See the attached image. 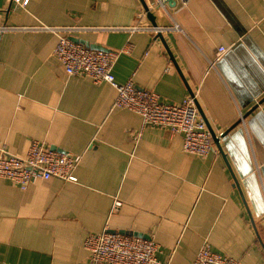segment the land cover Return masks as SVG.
Returning a JSON list of instances; mask_svg holds the SVG:
<instances>
[{"label": "crops", "instance_id": "obj_1", "mask_svg": "<svg viewBox=\"0 0 264 264\" xmlns=\"http://www.w3.org/2000/svg\"><path fill=\"white\" fill-rule=\"evenodd\" d=\"M24 1L0 0V154L25 157L39 142L81 162L77 182L22 190L0 178V264H92L84 242L106 230L157 242L158 264H193L205 244L264 264V0ZM42 27L128 49L113 69L118 84L168 104L195 95L217 136L242 123L222 149L189 154L181 134L115 107L111 84L68 75L57 36Z\"/></svg>", "mask_w": 264, "mask_h": 264}, {"label": "built area", "instance_id": "obj_2", "mask_svg": "<svg viewBox=\"0 0 264 264\" xmlns=\"http://www.w3.org/2000/svg\"><path fill=\"white\" fill-rule=\"evenodd\" d=\"M21 1V0H16ZM28 0L23 3L26 4ZM170 0H157L165 6ZM184 6L192 0H173ZM144 14H140L143 17ZM58 38L54 55L70 76H86L95 83L107 82L117 90L114 106L138 113L144 126L167 128L174 134L183 136L185 152L207 157L214 149V141L204 120L200 118L196 105V96H188L182 104H168L153 92L139 89L133 81L118 84L113 69L120 51L96 50L71 39V33L77 28L42 27ZM159 32L157 28L136 26L132 30ZM129 51V50H128ZM224 49H221L219 55ZM222 135V133L220 134ZM220 137V136H218ZM81 162V156L60 153L49 149L39 142H33L25 157L14 155L2 149L0 154V178L8 180L22 190H26L37 180L61 179L77 182L75 171ZM122 202L115 199L111 213L119 210ZM90 253L92 264H158L159 244L152 239L111 233L108 230L90 235L84 242ZM193 264H241L240 260L214 252L205 244L198 252Z\"/></svg>", "mask_w": 264, "mask_h": 264}, {"label": "water", "instance_id": "obj_3", "mask_svg": "<svg viewBox=\"0 0 264 264\" xmlns=\"http://www.w3.org/2000/svg\"><path fill=\"white\" fill-rule=\"evenodd\" d=\"M170 3H175V2H174L173 0H170V1H169V4H170ZM146 11H147L149 17L151 18V20L153 21L154 26L156 27L157 24H156V22H155V20H154V16L149 12L148 7H146ZM71 39H72L74 42L81 43V44H83V45H85V46H87V47H89V48H91V49H94V48H95L96 50H103V48L100 47V46H91V44H89V43L86 42L85 40H81V39L74 38V37H72ZM263 101H264V100H263ZM254 110H255V109H254ZM241 123H242V120L238 121L233 127H231L230 129H228L226 132H223L222 135H221L220 137H218V136L215 134V132H214L211 128H209V131H210V133H211V135H212V138H213L215 144H217L218 148L222 149L221 139H224V138L226 139L227 136L231 133V131L234 130L236 127H238ZM111 233H114V232H111ZM120 233H121V234H125V235H127L126 232H120ZM128 235H130V236H137V237L146 238V237H144V236H142V235H138V234H128ZM146 239H148V238H146Z\"/></svg>", "mask_w": 264, "mask_h": 264}]
</instances>
